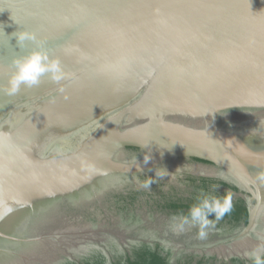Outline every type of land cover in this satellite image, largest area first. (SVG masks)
I'll return each mask as SVG.
<instances>
[{"label":"water","instance_id":"water-1","mask_svg":"<svg viewBox=\"0 0 264 264\" xmlns=\"http://www.w3.org/2000/svg\"><path fill=\"white\" fill-rule=\"evenodd\" d=\"M20 31L65 79L6 94L12 58L38 47L22 49ZM252 143L248 161L264 168V0H0V264H54L92 244L68 232L123 238L119 196L218 175L174 156L231 165L233 144ZM255 201L253 232L234 249L248 257L264 248L262 192Z\"/></svg>","mask_w":264,"mask_h":264},{"label":"flooded vegetation","instance_id":"flooded-vegetation-1","mask_svg":"<svg viewBox=\"0 0 264 264\" xmlns=\"http://www.w3.org/2000/svg\"><path fill=\"white\" fill-rule=\"evenodd\" d=\"M251 130L257 132L256 130L261 128ZM183 139L192 141L194 138ZM233 146L236 147H234L236 154L232 151V155L240 158L233 159L231 165L217 160L206 162L196 157L174 156L193 167L218 171L220 174H185L177 178L178 186L171 185L168 190L162 188V183H158L154 187L155 191L135 189L119 196L114 208L119 215H123V218L121 217L123 221H130L129 226H116L122 229L124 237H115L108 243L107 236L116 233L109 228L99 230L96 235L91 232L79 234L68 232V237H79L92 244L75 256L62 255L63 257L54 264H255L253 258L237 254L234 249L247 241L253 232L254 228L250 229V201L256 206L255 197L258 192L264 195V190L258 192L256 190L258 186L264 188V179H262L264 168H255L256 164L248 161V157L256 155L255 152H248L250 147H258L256 143L247 147L243 144H233ZM237 147L243 149L238 151ZM129 150L136 152L134 156L140 155L138 153L140 150L136 148ZM150 152H153V156L159 154L156 151ZM259 153L261 154L257 155L264 159V151ZM161 155L163 154L153 157L154 160ZM229 166L241 170L244 180L247 181L246 185L230 175L228 169L231 171L232 169ZM221 172L226 173L227 177ZM138 178L143 180L142 178H148V175L138 174ZM253 182L258 183L256 185ZM227 191L233 194V210L216 222L214 228L208 229L205 238L199 237L198 228L195 227L185 226L180 230L178 225L181 217L188 215L198 197L203 194L222 196ZM241 206L247 210V216L239 212V218L234 219L232 214ZM214 218V214L209 216V219L214 220ZM112 221L109 218L110 226L114 225ZM105 241L107 243H104Z\"/></svg>","mask_w":264,"mask_h":264},{"label":"clouds","instance_id":"clouds-1","mask_svg":"<svg viewBox=\"0 0 264 264\" xmlns=\"http://www.w3.org/2000/svg\"><path fill=\"white\" fill-rule=\"evenodd\" d=\"M19 46L23 49L27 42H33L38 47L27 54L15 55L12 58L14 71L8 79L7 86L3 89L8 95H15L21 85L29 87L38 85L41 77L50 74V78L54 82H59L66 78V73L61 66L58 58H54L46 51L39 50V42L34 32L20 31L15 34ZM63 91V88L60 89ZM151 157L144 156V163L147 164ZM167 174L164 168L155 170V177H163ZM264 179V177H262ZM155 179L148 177L142 184L145 189H150ZM233 210V194L230 191L225 192L222 196L203 194L197 198V202L193 204L187 216L181 217L178 225L180 230L185 226L198 228L200 238L208 235V229L214 228L215 223L222 220L225 215ZM214 214V220L209 216ZM249 256L255 260V264H264V248H259L249 253Z\"/></svg>","mask_w":264,"mask_h":264},{"label":"trees","instance_id":"trees-1","mask_svg":"<svg viewBox=\"0 0 264 264\" xmlns=\"http://www.w3.org/2000/svg\"><path fill=\"white\" fill-rule=\"evenodd\" d=\"M239 212L242 215L247 216V210L244 207L241 206V207L238 208V210L234 211V214H232V216H233L234 219L239 218V214H240ZM159 264H161V263H159Z\"/></svg>","mask_w":264,"mask_h":264}]
</instances>
